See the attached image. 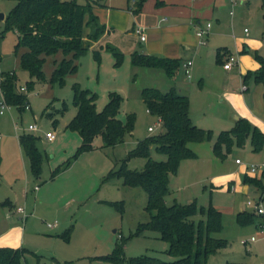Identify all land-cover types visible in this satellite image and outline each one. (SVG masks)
<instances>
[{
    "label": "rangeland",
    "instance_id": "1",
    "mask_svg": "<svg viewBox=\"0 0 264 264\" xmlns=\"http://www.w3.org/2000/svg\"><path fill=\"white\" fill-rule=\"evenodd\" d=\"M17 1L0 0V12L6 16ZM221 11L228 30L242 33L246 28L250 33L264 36L262 0H248L244 8L229 4ZM2 30L3 23L0 21V32ZM16 42L15 31L3 33L0 40V71L16 72L15 88L27 95L28 107L20 111L15 106H9L0 115V177L3 179L0 180V233L10 224L18 225L20 231L17 242L15 237L11 241L2 239L0 247L23 251L22 264H114L104 257L113 251L117 243L123 245L122 254L126 259L147 256L162 262L174 261L166 253L168 244L159 239L157 232L150 229L138 231L139 226L149 220L145 211L147 195L144 190L125 185L121 177H105L110 170L120 168L140 141L163 131L158 117L148 113L141 91L155 88L164 93L175 84L191 85L199 91L198 79L188 80L184 71L178 72L175 79H170L161 69L134 67L131 56L123 54L118 48L115 47L121 53L119 60L107 49L106 43L93 46L86 41L83 45L85 51L76 60L75 73L64 77L63 86L49 82L54 67V58L50 56L43 66L46 80L36 82L30 92L26 89L21 91L19 87H25L30 77L19 67V55L23 49L15 50ZM55 58L59 60L60 54ZM74 83L96 95L95 108L98 112L105 107L110 93L120 96L117 118L125 122L127 116H134L132 130L125 134L121 144L102 148L98 138L93 141L91 150L78 152L80 136L65 128L76 112L72 102ZM183 93H186L185 90ZM193 100L196 103L195 97ZM63 104L66 105L64 111ZM49 113L53 114L52 118L47 115ZM197 114V109L192 110V118H197ZM53 119H57L54 125ZM197 122L199 126L206 127L204 130L212 132V139L188 145L195 156L182 160L176 174L170 175V193L165 197V203L169 206L174 201L185 204L188 200H195L198 207L211 205L221 212L222 229L214 236L224 240L226 245L208 256L206 264H264V228L259 226L264 214H255L250 224L240 225L237 222L240 211L253 212V207L248 206L247 201L254 202L258 196L251 194L257 190L254 186H251V192L238 190L243 177L239 168L243 166L247 169L254 165L257 168L256 176L248 172L247 175L259 178L264 162L257 154L243 147H233L230 152L222 148L223 157L215 155L212 146L221 130L213 128L208 117ZM29 124H35L37 130L29 131ZM149 127L153 130L148 131ZM47 131L55 133L54 140L48 141L44 137ZM21 134L37 137L36 146L43 159L39 178L30 172L28 159L21 147V152L18 151V137ZM150 158L165 160V156L153 148L150 149ZM236 158L241 164L235 163ZM23 161L27 179L23 177ZM145 162V158L133 156L126 161L125 167L130 171H141ZM14 172L20 174V181L13 189L17 193L16 198L10 195L12 187L4 180L7 174ZM34 186L37 188L34 189ZM24 188L26 196L22 197ZM5 194L11 196L12 206L1 202ZM103 201L112 202L113 205ZM261 204L264 210V201ZM17 206L25 209V219L21 214L18 218L12 213ZM200 219H204L200 214L191 217L195 223ZM47 224H52L51 228ZM14 232L12 230L10 234L14 235ZM251 237H254L253 241ZM3 242L8 245H3Z\"/></svg>",
    "mask_w": 264,
    "mask_h": 264
},
{
    "label": "trees",
    "instance_id": "2",
    "mask_svg": "<svg viewBox=\"0 0 264 264\" xmlns=\"http://www.w3.org/2000/svg\"><path fill=\"white\" fill-rule=\"evenodd\" d=\"M145 0H136L134 12H138ZM264 5V0H262ZM98 1L85 0H18L3 20V33L13 30L17 34L15 50L22 48L19 55V67L28 73L30 80L25 82L27 92L32 91L36 82L45 81L43 66L47 57L54 58V67L49 82L59 86L64 85V77L75 73L76 60L85 51L82 39L84 36L91 41H97L104 33L105 27L92 12ZM85 29L87 31L85 32ZM107 49L119 60L121 53L107 44ZM60 54L59 60L55 58ZM220 49L217 50V62H222ZM261 67L253 74L256 82L264 86V58L254 54ZM1 58V57H0ZM131 64L134 67L161 69L172 79L181 64L177 59L144 55L137 52L131 54ZM251 76L247 73L243 82ZM17 75L15 72H0V93L8 106H15L22 111L28 105L27 95L15 88ZM74 116L65 128L77 132L81 142L78 152L91 150L95 139L101 140V147H114L124 141V136L130 132L134 116L129 115L125 122L117 118L121 98L116 93L109 94L108 102L102 111L95 108L96 95L88 89H82L78 84L72 85ZM142 100L149 114L158 117L163 131L154 136L146 137L138 143L133 153L123 160L116 171L110 170L105 179L111 176L123 178V183L130 187H140L147 195L145 211L149 215L147 223L139 226L138 231L150 229L159 234V239L168 244L166 253L175 260L162 262L147 256L123 257V245L117 243L113 251L104 258L114 264H206L208 256L226 245L225 241L214 235L221 231V212L209 205L207 208L197 206L195 200L185 204L173 202L166 205L165 197L169 194L168 182L170 175H175L180 162L195 156L188 146L190 143L210 141L212 132L197 127L189 116L188 97L178 93L174 88L160 92L155 88H144L141 91ZM63 111L66 105L63 104ZM62 113V112H61ZM52 118L53 114H47ZM57 119H53L52 124ZM36 139L31 134H21L19 144L28 159L30 172L39 177L42 169V154L36 146ZM249 140L253 152H259L264 144L263 134L248 120L239 118L234 126L221 131L213 142V152L223 157L222 148L230 152L233 147H243ZM165 156L163 161L150 158V149ZM139 156L146 159L141 171H130L125 167L126 161ZM244 184L254 186L264 192V170L261 177L243 175ZM113 205L112 202L103 201ZM200 214L204 219L197 223L191 217ZM255 213L244 211L237 214L240 225L254 221ZM264 225V218L259 226ZM23 251L8 247H0V264H22ZM38 264V262L36 263ZM237 264V263H227Z\"/></svg>",
    "mask_w": 264,
    "mask_h": 264
},
{
    "label": "crops",
    "instance_id": "3",
    "mask_svg": "<svg viewBox=\"0 0 264 264\" xmlns=\"http://www.w3.org/2000/svg\"><path fill=\"white\" fill-rule=\"evenodd\" d=\"M102 1L94 5L92 12L97 16L99 23L104 25L105 31L97 41H91L84 36L83 45L86 41L93 46H102L106 43L130 56L133 52H137L177 59L181 64L178 72H183L182 64L190 61V77L187 78L188 80L198 79L199 91L193 89L191 85L186 87L175 84L171 88L188 97L189 116L192 123L205 129V126L198 125L197 120L208 117L211 119L213 128L226 131L234 126L236 120L244 118L257 127L264 137V86L253 79V74L261 67L254 54L264 58V36L260 37L259 33H250L249 30L245 32L246 28H243L242 33L228 30L221 11L229 4L232 7L238 5L244 8L248 0H235L234 3L231 0H145L138 12H134L136 0H117L114 3ZM230 14L232 15L233 12L230 11ZM206 23H210V29L203 38L204 43H201L202 39L196 32V26L203 27ZM135 27L145 29L146 40L144 42L133 33ZM218 49L222 55V62H217ZM228 55L236 57L237 63L230 69H224L222 65ZM12 72L15 71L12 70ZM178 72L172 79H175ZM247 73L251 76L243 82V77ZM242 85L246 86L245 91H241ZM194 97L196 103L195 100L192 101ZM196 109L198 116L192 118V110ZM20 147L19 144V153L21 152ZM243 148H248L252 154H257L258 158L264 162V144L259 152H253L247 140ZM24 162H22L23 177L27 179ZM239 173L247 175V169L240 166ZM19 175L14 172L11 175L7 174L4 179L12 190L20 181ZM0 178L3 180L2 177ZM238 190L245 193L252 191L251 186L243 182L238 186ZM256 192L259 190L257 189ZM256 192L251 193L258 195L253 201L261 200L262 203L264 193ZM10 193L16 198L17 193L14 190ZM10 195L5 194L1 197L4 199L1 202L12 206ZM21 196H26L25 188ZM12 213L20 218L16 210ZM12 230L15 231L14 235L10 234ZM19 231L18 225L10 224L5 231L0 233V240L11 241L15 237L17 242ZM3 245H8V243L3 242Z\"/></svg>",
    "mask_w": 264,
    "mask_h": 264
},
{
    "label": "built area",
    "instance_id": "4",
    "mask_svg": "<svg viewBox=\"0 0 264 264\" xmlns=\"http://www.w3.org/2000/svg\"><path fill=\"white\" fill-rule=\"evenodd\" d=\"M190 1H200V0H190ZM232 3L235 2V0H231ZM210 29V23H206L203 27L201 26H196V32L198 33V35L201 37V43H204V37L207 35L208 31ZM244 31L246 32L247 30L244 29ZM133 33L138 37V39L142 42H144L146 40V33H145V29L143 27H135L133 29ZM237 61H236V57H234L233 55H228L225 57L224 59V63H223V68L224 69H230L232 68L234 65H236ZM191 65V62L188 61L186 63H183L182 64V67L184 69V72L186 74V76L189 78L190 77V74H189V67ZM25 87H20L19 90H24ZM246 90V86L245 85H242L241 87V91H245ZM28 107V105L26 106V108ZM6 108H9V106L4 102L3 98H2V101L0 102V115L4 112V110ZM160 122V121H159ZM27 129L29 131H36L37 130V126L35 124H29L27 126ZM152 127H149L148 128V131H152ZM44 137L48 140V141H52L54 140L55 138V134L54 132H46ZM235 163L239 164L241 163V161L239 159H236L235 160ZM261 172L264 170V163L261 165ZM256 166L254 165H250L247 167V172L253 176H256ZM37 188V186L35 187V189ZM247 205L248 206H252L253 207V212L255 214H258V215H262L264 214V210L262 208V204H261V201L258 200V201H247ZM16 213L18 214H21V217L22 218H26L27 217V213L25 212V209L23 207H17L16 208ZM51 224H47V227L51 228ZM261 228L263 229L264 228V225L261 226ZM251 241L254 240V237H251L250 238Z\"/></svg>",
    "mask_w": 264,
    "mask_h": 264
},
{
    "label": "water",
    "instance_id": "5",
    "mask_svg": "<svg viewBox=\"0 0 264 264\" xmlns=\"http://www.w3.org/2000/svg\"><path fill=\"white\" fill-rule=\"evenodd\" d=\"M4 18H5V15H4V13L0 12V21H3V20H4Z\"/></svg>",
    "mask_w": 264,
    "mask_h": 264
}]
</instances>
